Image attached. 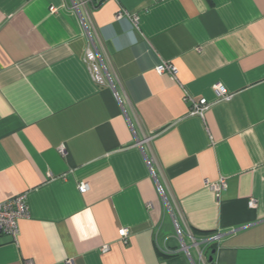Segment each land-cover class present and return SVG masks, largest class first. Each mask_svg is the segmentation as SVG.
<instances>
[{"label":"crops","instance_id":"obj_1","mask_svg":"<svg viewBox=\"0 0 264 264\" xmlns=\"http://www.w3.org/2000/svg\"><path fill=\"white\" fill-rule=\"evenodd\" d=\"M82 12L114 75L103 86L71 0H0V202L25 193L29 208L0 264H264V0ZM186 95L211 104L202 117Z\"/></svg>","mask_w":264,"mask_h":264},{"label":"built area","instance_id":"obj_2","mask_svg":"<svg viewBox=\"0 0 264 264\" xmlns=\"http://www.w3.org/2000/svg\"><path fill=\"white\" fill-rule=\"evenodd\" d=\"M102 0H71L73 9L80 12L81 15V22L85 28L86 34L89 36V42L91 44V47L89 46L84 54V62L87 66V69L90 73L91 79L93 82H95L97 85L103 86L106 85L107 81L106 77L111 78L114 77L113 74H111L107 69L102 68L100 64V57L98 54V51L96 50L94 37L96 35V31L90 27V25H87V21L85 20V13L82 12L83 9H87L89 6H94L98 2H101ZM126 12L120 11L118 12L115 17L117 19L124 16ZM155 71L158 74H168L175 78V74L177 72L176 67L170 62L161 60V62L155 67ZM109 86L113 87L112 81H110ZM214 93L218 100H228L230 98V94L220 85H215L213 87ZM185 100L189 101L191 104L190 108V114H195L200 117L203 116V113L206 109L209 108L211 105L205 98L200 99H194L189 96L184 97ZM61 152H64V147L62 146L60 148ZM206 186L213 192L214 196L218 198L220 196V192L225 188L226 186V180L224 177H221L216 182L208 183L206 182ZM88 189V185L86 182H80L78 184V190L80 192H85ZM159 191L162 192L161 188H159ZM251 207L255 206V201L253 199L249 200L248 203ZM29 215V208L28 203L26 199L25 193H20L13 195L6 200L0 202V235H8L10 236L14 241L17 240V237L19 235V229H18V222L21 219L27 218ZM128 230L124 227L119 228L118 235L119 237L125 242L126 236H127ZM220 235L219 234H211L207 237V240L210 242H215L219 240ZM177 238L180 242L181 249L185 252H188V245L183 240L182 235L180 232H177ZM190 242L195 245H197V241L194 240L193 237L190 238ZM104 249L107 248V246H103ZM26 264H31V262H27Z\"/></svg>","mask_w":264,"mask_h":264},{"label":"trees","instance_id":"obj_3","mask_svg":"<svg viewBox=\"0 0 264 264\" xmlns=\"http://www.w3.org/2000/svg\"><path fill=\"white\" fill-rule=\"evenodd\" d=\"M210 248H211V249H214V246L212 245V246H210ZM210 263H212V261H211Z\"/></svg>","mask_w":264,"mask_h":264},{"label":"water","instance_id":"obj_4","mask_svg":"<svg viewBox=\"0 0 264 264\" xmlns=\"http://www.w3.org/2000/svg\"><path fill=\"white\" fill-rule=\"evenodd\" d=\"M99 3V2H98ZM214 252V250L212 251V253ZM212 256L209 257V260H211Z\"/></svg>","mask_w":264,"mask_h":264}]
</instances>
